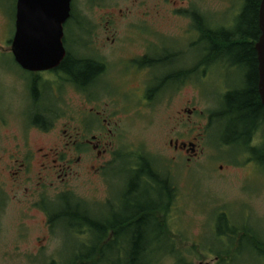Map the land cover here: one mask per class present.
Listing matches in <instances>:
<instances>
[{
    "label": "flooded vegetation",
    "instance_id": "af4514ba",
    "mask_svg": "<svg viewBox=\"0 0 264 264\" xmlns=\"http://www.w3.org/2000/svg\"><path fill=\"white\" fill-rule=\"evenodd\" d=\"M70 1L69 17L62 26L61 43L64 55L57 65L45 69L27 70L17 63L12 51L16 33L17 0L13 14L12 36L8 39L3 38V46L0 44V55L9 56L13 64L18 67L17 71L22 73V75L16 74L15 71L0 66V89L5 88L6 91L5 95L0 93V127L6 125L5 117L8 112L4 113L2 107L7 105V100L11 106H14L13 103L19 105L21 110L19 123L24 125L20 131L22 142L19 138L16 139L20 143L16 145L15 151L8 150L7 155L0 156L2 178L0 210L5 204L4 195L8 197V194H13L15 199L20 196L23 198L20 202L23 201L28 210L38 208L42 211L47 217L48 225L54 217L61 220L65 217L72 218L70 216L72 211L82 218H95L87 211L88 204L85 206L71 200L72 188L69 181L73 177L76 179L104 177L107 171L104 159L114 155L118 124L123 120L128 123L141 122L148 118L145 112L149 108L156 106L171 109L169 119L171 123L181 118L180 120L192 125V119L197 114L194 100L186 97L184 107L174 108L176 98L180 93L189 91L193 93L194 90H199L196 77L199 79L208 73V67L211 65L217 67V63L208 56L207 50L208 34L213 32L211 18L204 17L190 5H185L189 0H159L172 7V10L165 14L149 9L146 5L110 8L108 22L102 28L101 24H97L96 27L86 23L79 12L77 1ZM122 19L126 21L123 26L120 23ZM157 19L175 23L172 28L166 29ZM71 21L75 23L77 33L75 32V37L70 39L67 35V26ZM156 24L165 29L156 28ZM220 27L221 30L228 29L224 26ZM194 33L195 35L197 33L196 38ZM172 39L177 40L174 42ZM202 43L203 51L194 58L192 52ZM226 56L224 66L235 68L241 66L236 59H233L232 65L229 63L232 60L227 59ZM255 60L256 94L259 108L261 106L263 109H252L246 101L244 109L247 111L243 116L240 114L243 120L239 121L237 119L239 102L235 100L236 97H232V100L229 97L242 91L245 84L224 85L218 112L205 115L204 120L210 129L213 122L216 123L215 126H219L217 143L221 152L232 149L236 155L244 158L252 156L253 159L255 157L260 159L264 156V105L258 92L256 53ZM243 70L244 79L248 70L244 68ZM109 81L110 93L103 88L104 83ZM67 95L72 104L69 108H66ZM254 105L256 104L252 103L251 106ZM62 122L64 123L58 133V141H54L52 147L31 143L32 132L40 138H46ZM190 134L180 135L184 139L170 138L168 142V147L179 156L185 157L188 163L200 154L198 137L203 136V133H199L197 137L190 138ZM169 135H173V132ZM130 146L129 152L121 156L129 159L132 157L138 163L129 170L127 176L129 180L123 183L121 195L122 193L124 196L134 195L132 199L127 200L128 203L136 198L143 206L140 209L143 210L142 215H145L146 205L152 208L162 202L163 184L159 181L162 175L154 171L156 167L153 161L149 160V162L143 151H139L135 144ZM261 162L259 167L264 165V159ZM244 163H251L256 168L250 158ZM149 170L152 174L148 173ZM5 186L8 187V191L4 190ZM173 186L172 182L167 180L166 189L175 192ZM52 189L56 190V193L59 191L57 195L60 196L55 203H48L47 211L43 203L47 200L48 191ZM139 189H142L140 193ZM153 192L156 195L146 203H142L147 194ZM174 192L166 191V200H169L168 194ZM138 193L139 195L135 196ZM115 207L110 205L112 216L116 212L112 211ZM155 211V218L158 220L161 210L156 208ZM137 217L140 218L141 215ZM158 222L153 225L155 230L160 232L162 224L159 220ZM231 228L225 222L224 229L230 233L236 230L244 233L243 230H246L243 228L234 230V227L231 230ZM83 232L84 236L79 237L85 239L86 243L74 247L75 255L84 248L90 254L97 255L104 253L110 247L89 244L92 232L89 229ZM112 236L114 232L110 231V238ZM242 236L244 235L241 234L239 237ZM254 238L257 236L250 237L253 241ZM255 242L264 248V243L256 239ZM239 245L236 248H239ZM252 246L257 247L254 244ZM58 252L55 259H43L42 264L95 263L74 261V259L68 263H59Z\"/></svg>",
    "mask_w": 264,
    "mask_h": 264
},
{
    "label": "rangeland",
    "instance_id": "374dc122",
    "mask_svg": "<svg viewBox=\"0 0 264 264\" xmlns=\"http://www.w3.org/2000/svg\"><path fill=\"white\" fill-rule=\"evenodd\" d=\"M76 1L82 19L96 27L97 24H101V28L105 27L108 22L110 8L121 9L131 5H146L147 8L164 14L172 10L171 5H165L159 0ZM242 3L241 0H189L185 2V5H190L204 17L209 16L212 31L215 32L221 30L220 26L228 28L227 30L235 27L238 14L243 8ZM15 4L16 0H0L1 45L3 38L8 39L12 36ZM136 17L139 18L138 14ZM123 20L120 22L122 26L126 22ZM157 20L166 29L172 28L175 23ZM172 20L170 19V21ZM148 21L151 22L150 19ZM156 28L165 29L158 24H156ZM75 32L77 33L76 25L71 21L67 26L68 37L70 39L75 37ZM196 37L197 33L196 35L194 33V38ZM172 40L175 42L177 39ZM203 45L202 43L200 47L194 49L192 52L194 58L203 51ZM207 46L208 56L217 63V67L211 65L208 67V73L199 79L196 77L199 90H194L193 93L189 91L190 94L180 93L173 105L174 108H181L184 107L186 97H191L192 101L194 100L197 114L192 119V125L180 120L181 118L171 123L169 119L172 110L156 106L145 112L148 118L141 122L128 123L123 120L117 127L114 155L104 159L107 169L104 177L91 179L73 177L69 181L72 188L71 200L83 205L88 204L87 211L93 217L100 219H104L110 214V205L116 206L112 211L124 210V203H128L127 200L132 199L134 195L124 196V193L121 195L123 183L129 180L128 172L138 161L136 162L132 157L124 158L121 155L129 152L130 145L135 144L139 151H143L148 161H153L152 163L156 167L154 171L160 173L163 179L172 182L175 189L166 219L167 228L173 232L170 235L166 232L167 240L174 245L173 253L161 254L165 242L161 239L154 242L155 247L158 248L152 257L155 259L152 264H264V248L255 242L256 239L264 243V165L259 167L264 156H261L260 159L258 157L253 159L252 156L244 158L236 155L232 149L221 152L217 143L219 142V126H215L216 123L213 122L210 129L204 120L205 115L218 112L224 85L244 84V70L242 66H236V68L224 66L226 54H213L212 46L209 43ZM227 56V59L232 60L229 63L233 65L234 57L231 58L232 56L228 54ZM0 66L22 75L17 71L18 67L13 64L9 56L0 55ZM103 88L110 93V81L104 83ZM0 93L5 95V88L0 89ZM66 97L68 99L66 108H69L72 104L69 95ZM9 103L7 100V105L2 107V111L4 113L7 111L8 114L5 117L6 125L0 127V156L7 155L6 151L8 150L15 151L16 145L20 143L16 139L20 140L21 127L24 126L19 123L21 111L19 105L13 103L14 106H11ZM106 112L108 113L109 109ZM63 123H59L57 128L46 138H40L39 135L32 132L31 143L34 145L43 144L47 148L52 147L54 141H58V133ZM192 126L193 129H191ZM174 128L175 130H172ZM170 132H173V135H169ZM188 133H191L190 138L203 133L201 138L198 137V143L201 146L200 154L189 163L185 157L179 156L168 147L170 138L184 139L180 135ZM127 144L129 146H126ZM249 158L256 168L251 163H244ZM7 189L8 187L5 186L4 190L8 191ZM141 191L142 189H139L138 192ZM57 193L53 189L48 191L47 200L43 203L46 210L50 203L58 201L60 195ZM139 193L135 196H138ZM154 195H156L155 192L147 194L142 203H146ZM4 198L5 204L0 210V264H42L43 259H55L59 247L57 262L72 261L75 246L70 234L76 233L78 230H68L66 224H70L67 222L70 220L69 218L61 220L54 217L51 224L48 225L47 217L42 211L38 208L28 210L24 202H20L23 200L22 197L19 196V199H15L13 194H8V197L4 195ZM1 201L0 196V203ZM122 212L118 214L122 216ZM218 214H222L229 227L246 229L251 236L256 235L257 238H254L253 241L249 236V238L239 237L241 234L246 235L239 230L232 234L234 236L220 237L216 228ZM152 215L155 216L156 213ZM158 220L161 224L165 220L162 211L159 213ZM75 222L80 221L75 220ZM63 223L64 225L61 227ZM232 228L231 230H233ZM238 241H240V245L236 249ZM253 244L257 247H253ZM220 250L222 254L215 253ZM106 254L107 256L101 262L99 261V264H122L125 259L124 252H120L121 259L119 258V261L114 259V252H112V256H110V252Z\"/></svg>",
    "mask_w": 264,
    "mask_h": 264
},
{
    "label": "trees",
    "instance_id": "16d2710c",
    "mask_svg": "<svg viewBox=\"0 0 264 264\" xmlns=\"http://www.w3.org/2000/svg\"><path fill=\"white\" fill-rule=\"evenodd\" d=\"M241 1L243 2V8L237 18V24L235 27L230 30H219L208 34V41L209 45L212 46L213 54H228L234 57L236 62L245 70H248L244 76L245 88L239 93L230 95L229 97L231 100L233 99L232 97H236L235 100L239 102V106H237V109L239 110L237 119H239V121L243 120L242 116L247 111L244 109V102L248 101V105L252 109L257 108L260 110V108H262L261 106L259 108L256 94L257 76L254 50L255 42L260 36L257 19L261 0ZM252 103H255L256 105L251 106ZM148 173L152 174V171L149 170ZM159 181L163 184L161 189L162 202L159 205L152 206V208L146 205V210L144 211L146 213L145 215H142L143 210H140L143 206L140 205L139 201L135 200L131 203L125 202V211L123 210L122 212L119 209L113 216L112 214H109L105 217L104 219L106 220L100 218H82L81 216H77L75 211L70 212L72 218H69L70 220L67 221L70 222V224H66L67 228L69 231L78 230L76 233L70 232V235L73 237L72 240L74 246L77 247L79 244L82 245L86 243L85 239L80 238L84 236L83 231L85 229H89L92 232L89 244L94 246H99L101 244L110 246L107 251L105 250L104 253L97 255L90 254V252L86 251L84 248L78 255L77 253L76 255L74 253L72 254L74 261L79 260L81 262H95V264H99V261L101 262L107 256L106 253L108 252H110V256H112V252H114V259L119 261L121 259L120 252H124L125 259L122 264H152L155 260L152 259V257L155 255L154 252L158 248L155 247L154 242L159 241L160 239L165 242L163 245L164 247L161 249V254L166 252L168 254L173 253L172 249L174 248V245L171 241L167 240L166 233L168 232L169 235L173 234V232L167 228L166 220L173 194H168L169 200H166V191L168 193H173L174 191L166 189V179L162 178L159 179ZM156 208H159L165 216L164 222L162 221V231L160 232H157L153 225L159 223L155 216L152 215L155 213ZM119 212H122V216L118 214ZM139 215H141L140 218L137 217ZM75 220L80 222L77 223ZM225 222L226 220L222 217V214H218L216 218L218 235L220 237L234 236L232 234H234L235 231L230 233L224 229ZM63 225L64 223L61 227H63ZM110 231L114 232L112 238H110ZM243 232L246 234L244 236L251 237L247 230H243ZM239 243L240 241L238 244ZM215 253L220 255L222 254V251L220 250Z\"/></svg>",
    "mask_w": 264,
    "mask_h": 264
},
{
    "label": "water",
    "instance_id": "95a60500",
    "mask_svg": "<svg viewBox=\"0 0 264 264\" xmlns=\"http://www.w3.org/2000/svg\"><path fill=\"white\" fill-rule=\"evenodd\" d=\"M70 0H17L16 33L12 51L24 69L57 65L64 55L62 26L69 17ZM260 36L254 45L258 61V92L264 105V0L258 11Z\"/></svg>",
    "mask_w": 264,
    "mask_h": 264
}]
</instances>
